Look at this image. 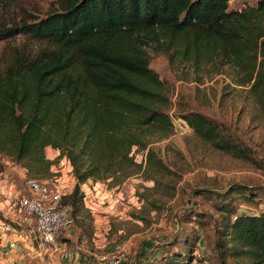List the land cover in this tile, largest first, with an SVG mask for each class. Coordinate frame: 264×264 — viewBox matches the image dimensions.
Masks as SVG:
<instances>
[{"label":"trees","instance_id":"16d2710c","mask_svg":"<svg viewBox=\"0 0 264 264\" xmlns=\"http://www.w3.org/2000/svg\"><path fill=\"white\" fill-rule=\"evenodd\" d=\"M11 1L0 0V11ZM231 1L62 0L42 18L23 11L18 24L1 23L4 38L24 33L53 47L35 52L12 47L0 55V156L38 180L50 179L40 178L65 158L75 182L61 203L82 229L88 211L81 184H121L141 167L135 150L145 152L148 170H165L149 136L169 135L174 123L163 109L168 95L150 67L148 40L153 38L170 62L231 67L238 85L251 83L255 91L264 86V0L240 9L230 8ZM179 118L216 149L247 155L208 115L187 111ZM48 147L57 151L56 160L46 157ZM196 192L220 213L213 219L218 256L264 264V187L236 183ZM241 202L257 212L241 211ZM205 214L181 219L188 223L193 216L201 223ZM0 220L11 222L1 214ZM181 232L182 239L151 264L196 262L200 237Z\"/></svg>","mask_w":264,"mask_h":264},{"label":"rangeland","instance_id":"374dc122","mask_svg":"<svg viewBox=\"0 0 264 264\" xmlns=\"http://www.w3.org/2000/svg\"><path fill=\"white\" fill-rule=\"evenodd\" d=\"M61 1L12 0L7 9L0 11V24L8 27L18 24L23 11L31 17L42 18L56 11ZM255 2L233 0L230 8L240 9ZM12 47L35 52L53 45L49 40L24 33L7 38L0 35V55ZM146 51L150 67L164 83L168 103L163 109L174 123L169 135L149 136L153 140L150 147L162 160L164 172L148 170L145 152L135 150L134 159L141 167L121 184L109 188L105 184L107 181L86 182V225L82 230L73 221L69 229L58 232L57 250L51 248L37 256L28 227L14 234L18 250L11 257L17 258L18 264H101L96 255L111 251L116 243L124 245L123 264H140L139 261L151 264L167 245L182 239L181 230H191L200 237L195 248L196 253L202 255L194 264H205L204 261L207 264H248L245 258L218 256L215 249L217 227L213 219L220 213L209 198H203L196 191L203 187L220 191L236 183L264 187V86L255 91L251 83L238 85L231 67L216 68L210 63L194 66L174 59L170 62L153 38L148 40ZM187 111H198L216 120L226 134L247 149V155L233 156L196 136L179 118V114ZM45 154L48 159L56 160V150L48 147ZM5 160L0 156V163L9 169L2 187L6 189L8 183H14L24 192L18 176ZM69 168L71 165L62 158L51 166L49 177L40 179L51 177L47 181L50 186L72 185ZM116 191L123 194L121 202H105ZM0 200L11 202V198L3 196ZM239 209L257 212V208L252 209L243 202ZM196 211L207 213L203 222L193 217ZM187 215L193 216L191 222L185 223L181 218ZM1 238L2 244L5 237ZM7 262L6 257H0V264Z\"/></svg>","mask_w":264,"mask_h":264},{"label":"built area","instance_id":"2783aa9c","mask_svg":"<svg viewBox=\"0 0 264 264\" xmlns=\"http://www.w3.org/2000/svg\"><path fill=\"white\" fill-rule=\"evenodd\" d=\"M5 163L10 164V169L15 171L24 187V192L22 189H17L14 183H8L6 189L2 187V181L7 176L9 169L5 166L0 167V197L11 198L10 203H3L0 200V214L8 217L11 221L0 220V237H5L2 244L0 241V257H6L7 264H18V259L12 258L11 255H15L18 250V242L14 234L19 233L23 227H28L32 233L35 244L34 252L37 256L46 253L51 248L58 249L55 240L57 233L63 229H69L73 222L70 207L62 205L61 201L64 196L72 192L75 181L73 178L72 185L55 184L50 186L47 182L49 179L38 180L28 176L23 168L8 162ZM69 172L71 175V170ZM85 184L86 182L81 184L84 204L87 195ZM122 197V192L116 191L109 199L106 198L105 202L120 203ZM201 255L200 252H197V257L200 258ZM96 258L101 264H123L125 260L124 245L116 243L111 251L96 255ZM204 263L207 264V261Z\"/></svg>","mask_w":264,"mask_h":264},{"label":"crops","instance_id":"0c3cea01","mask_svg":"<svg viewBox=\"0 0 264 264\" xmlns=\"http://www.w3.org/2000/svg\"><path fill=\"white\" fill-rule=\"evenodd\" d=\"M68 170H71V168H69ZM85 186H87V185L85 184ZM139 263L140 264H147V262H144V261H139Z\"/></svg>","mask_w":264,"mask_h":264}]
</instances>
